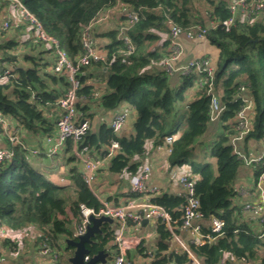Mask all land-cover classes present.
Returning a JSON list of instances; mask_svg holds the SVG:
<instances>
[{"label":"trees","instance_id":"16d2710c","mask_svg":"<svg viewBox=\"0 0 264 264\" xmlns=\"http://www.w3.org/2000/svg\"><path fill=\"white\" fill-rule=\"evenodd\" d=\"M20 1L36 15L49 34L59 39L73 60L83 51L81 35L84 27L100 11L118 4L117 0ZM121 2L124 5L121 8L128 6V9L140 14L139 21L129 30L135 50L127 54L125 45L118 38V26L110 27L99 37L94 27L93 36L99 46L102 37L108 39V43L100 46L108 61L93 62L82 68L78 76V118L91 124L81 146H88L89 153L94 157H104L112 143L117 141L119 149L109 161L108 170L134 175L142 165L136 157L146 152L147 144H162L167 137L173 136L172 161L179 165L188 164L191 175L196 179V194L203 213L202 233L216 236L212 232L213 217L225 222L222 235L205 244L189 242V250L201 264H264V256L259 258L264 250V226L261 225L259 232L255 231L252 223L242 219L244 205L234 201L237 195L234 184L247 161L235 153L231 143L233 121L242 106V99L239 98L242 85L247 87V94L255 104L252 130L242 144V151L248 159V143L264 139V19L253 23L238 21L230 28H211L207 34L208 40L220 50L214 93L225 107L220 118L223 131L210 150L211 157L217 160L216 174L210 162L199 164L191 161L189 156L199 138L208 131L211 94L206 87L198 88L197 98L187 104L178 119L180 110L177 106L186 101L187 93L195 86L196 76L184 75L182 83L173 87L162 63L171 54L169 20L184 29L194 25L205 27V16L211 20L231 16L227 8L229 0ZM14 6L20 12L11 1L0 0V68H13L15 65L8 78L0 81V112L8 120L15 121L21 135L27 131L52 136L62 116L57 102L70 88V83L64 75L53 71L55 57L51 49L38 39L36 28L22 18L21 12L19 17L12 14L11 27L4 28L5 14ZM124 15L122 19H125ZM166 35L168 38L163 39ZM92 66L103 74L101 78L106 92L100 97L96 96L97 86L88 82V68ZM94 100L106 111L121 104L134 108L137 117L132 133L123 135L107 124L94 131L95 115L91 110ZM172 119L174 129L169 130ZM3 137L5 144L14 149V155L0 164V223L13 231L30 224L38 225L49 237V246L61 251L64 244L65 252L73 250L66 240L75 239L73 226L80 214V204L98 209L101 202L82 178L81 164L72 153V139H68L61 149L66 155V162L72 164L68 172L71 183L63 186L55 184L32 167L26 145L12 146L8 138ZM254 174L256 182H259L264 174V164L259 163ZM153 202L163 205L170 212L173 220L177 221L173 227L178 233L182 223L183 198L163 193L156 196ZM68 207L74 219L70 217ZM157 221L158 241L150 264H197L186 250L169 251L173 235L165 222L161 219ZM116 229L113 224H103L102 234L95 236L93 245H87L91 255L101 250L111 253L117 248L114 243ZM42 239L44 236L40 237V241ZM141 251L148 256V249ZM61 262L68 264L63 255Z\"/></svg>","mask_w":264,"mask_h":264},{"label":"built area","instance_id":"2783aa9c","mask_svg":"<svg viewBox=\"0 0 264 264\" xmlns=\"http://www.w3.org/2000/svg\"><path fill=\"white\" fill-rule=\"evenodd\" d=\"M12 5H17L21 12L22 18L33 25L36 28V35L38 39L49 46L52 54L55 57V63L52 66L53 71L57 74L64 75L70 83V88L67 92L59 98L57 105L62 113L61 118L57 123V134L55 137L48 136V141L54 142L52 151L54 153L63 149L66 141L72 139V153L78 159L81 164L80 173L85 180L88 188L93 190V182L96 179L99 169L105 164V162L116 154L119 149V143L113 142L109 148L108 154L104 157H94L89 153L88 146H81L84 137L87 135L91 128L90 121L79 120L78 118V90L80 88L79 74L82 68L89 66L93 62L108 61L106 54L101 51L103 49L99 47V44L93 36L94 27L104 21L110 20L114 11L123 5L121 0H117L116 6L100 11L99 14L86 25L82 31L81 40L83 51L75 59H71L68 52L61 46L59 39L47 32L43 24L39 21L35 14H33L20 0H9ZM124 6V5H123ZM231 16L227 19L216 20L210 19L208 26L194 25L190 28H182L179 24L169 20L170 37H171V54L163 61V68L169 75H173L175 72L180 71L183 75H194L195 87L205 88L207 92L211 94L210 106H209V118L214 122L221 118V115L225 109L224 105L220 102L219 97L214 93V79L216 68L212 65L211 60L208 57H201L190 59L185 64L177 65L179 57L182 54V44L179 42V37L183 33L189 38L203 40L207 38L208 31L211 28H217L222 26L223 28H230L234 26L238 21L253 23L256 20L264 19V0H229L227 5ZM125 19L121 20L118 26V38L123 42L126 47L127 54L133 53L135 46L132 38L129 35V30L139 21L140 14L136 10H128L124 15ZM12 13L11 11L5 14L3 19V25L5 29H9L12 25ZM13 68L8 66L6 68H0V81L8 78ZM239 98L242 99V106L238 110L235 119L233 121L234 135L231 143L233 145L235 153L245 159L247 164L250 163H262L264 164V154L257 156L256 158L248 159L243 153L240 145L244 142L246 136L251 132L254 118V100L247 94V87L242 85L239 89ZM129 109H123L115 114L111 126L115 132H120L129 119ZM18 129V128H17ZM14 128L12 122L5 118L0 112V135L8 138L12 146L17 144H23L20 139L18 130ZM175 139L173 136H169L162 144L157 146L160 149H165L168 154L172 155L174 152ZM38 153V151H36ZM14 155V149L12 147L0 146V164L5 160H10ZM151 166L146 164L141 170L131 176V196L122 204H113L106 200H101V207L98 209L88 207L85 204H80V214L75 224L74 237L84 235L87 232L90 225V217H102L107 216L114 219L119 224L118 230L114 238L116 249L110 253V258L107 262H100L97 264H128L127 249L128 245L125 236V231L130 226L139 229L144 224L145 220L161 219L165 222L171 231L174 239L181 241L177 232L173 227V223L177 222L173 220L170 212L158 203L153 202V199L159 194L160 190L157 186H150L149 180L151 178ZM264 174L257 182V188L262 191L261 180ZM179 182L182 186L180 196L184 202L182 204V217H181V229L191 232L193 235H197L201 238L199 244H205L207 241H212L216 236H220L223 233L225 222L218 218L213 217L211 219L212 232L216 236L212 237L211 234L204 235L202 233V219L203 213L200 211V199L196 194L195 184L196 179L192 175H183L180 177ZM244 212L249 213L252 218L264 226V195L262 193L260 204L245 203L243 207ZM119 222V223H118ZM7 228L0 223V237H6ZM41 236L44 239L41 240L40 255L47 259V264H62V253L55 248L48 245L47 240L49 237L43 232ZM182 246L191 255V259L197 264H201L198 258L186 247L183 243ZM92 255H87L88 261ZM5 257H0V264H4ZM171 264H178L172 262Z\"/></svg>","mask_w":264,"mask_h":264},{"label":"crops","instance_id":"0c3cea01","mask_svg":"<svg viewBox=\"0 0 264 264\" xmlns=\"http://www.w3.org/2000/svg\"><path fill=\"white\" fill-rule=\"evenodd\" d=\"M128 10H130L128 9V6L122 8L119 6L114 11V14L112 15V18L110 20L97 24L96 32H95L97 34V37H99L98 36L99 34H103L104 32H106V30H108L110 27L119 26L121 20H123L122 19L123 15ZM12 14L14 16L19 17L20 12L14 13L12 11ZM205 20L207 21V26H208V24L210 23V17L205 16ZM167 38L168 35H166L165 38L163 39H167ZM205 39L197 40V39L189 38L185 35V33L184 34L182 33L179 37V42L182 44V54L179 57V61L177 65L185 64L190 59L208 57L211 60L212 65L214 63L213 66L216 68L219 61L220 50L218 48V51L215 53L217 55L216 59L214 58L212 59L211 57H209L210 54L207 50L205 51V53L200 52L201 48L198 47H201V44L205 43L206 41ZM100 40H102L100 46L108 43L107 38L102 37ZM204 48L206 49V47ZM170 49H171V43H170ZM101 52L105 54L103 51ZM162 66L160 65V67ZM105 70L106 69H104V71ZM88 74L90 75L88 82L94 83L97 86L96 96L100 97L103 94H105L106 88L101 78V75H103L102 72L97 70L96 66H92L88 68ZM183 76L184 75L180 71H177L173 75H170L172 86L178 87L183 81L184 78ZM197 90L198 88L194 86V88L190 92L191 94H196ZM96 101L94 100L93 103L91 104V110L94 112L95 115V121L93 123L94 131L96 132L99 131V129L103 124L111 125V122L115 114L127 108L129 109L130 112L129 119L125 127L120 132L123 135H129L132 133L133 124L137 117V112L134 108L128 107L126 104H121L113 110L106 111L103 108L99 107V104ZM11 122L12 125L15 127V121L11 120ZM220 127L222 130L221 123H220ZM27 134H24L25 137L27 136ZM53 135H54L53 137H55L56 133H54ZM25 140L26 143L27 141L29 142L30 140V142H32V144L36 146L35 145L36 142L33 140V136L28 135L27 139ZM5 143H6L5 139L1 137L0 145L1 146L4 145L8 147V145H6ZM42 144L45 148L47 147L45 141L43 142V140H42ZM242 144H244V142ZM242 144L240 145V148L243 150ZM34 146L33 148L32 147L31 148L33 150H37L39 153L42 148L34 147ZM247 153L249 154L250 159L256 158L257 156L264 154V139L260 141H250L248 143ZM64 156L66 157V155ZM171 156L172 155L168 154V152L165 149H160L157 145H153L150 142V144H147L146 152L142 156L136 157V160H140L142 163L141 168L146 164H150L152 170H151V178L149 180V185L157 186L159 188L160 192L157 196L163 193L180 195L182 191V186L179 182L180 177L183 175H191V171L188 164L179 165L178 163H174L171 159ZM111 158L112 157H110L105 162V164L99 169L96 179L93 182V186H92L93 190L91 191L99 199V201L106 200L113 204H122L126 200H128V198H130L131 196L130 179L132 175L126 171L123 173H111L108 170V164ZM216 162L217 160L216 158H214V160L211 162L212 167L217 166ZM65 163L67 166L63 164L61 166V170L67 172L68 175L67 177H63L62 176L63 174L61 173H51L49 176V179L55 184L65 186L71 183L68 172L72 164H68L66 161ZM251 164H255V166L258 165V163L255 162L247 165H251ZM244 167L247 168L246 165ZM240 171L234 184L237 190V195L234 197V201L240 205H245V203L248 202L260 204L262 193L264 195V179L261 180V186H262V191H261L257 188L256 178L254 179V183L251 186L248 182L249 180L247 179V171L246 170L241 172ZM181 209H182V205H181ZM67 211L70 217L74 219L70 207H68ZM242 219L246 220L249 223H252V227L255 229V231L259 232L261 230L262 228L261 224L257 222L254 218H252L249 213L244 212V210L242 212ZM150 220L145 222L142 225V227H140L139 229L130 226L127 229V231H125V236H126L125 241L129 246L127 249V258L129 259L128 264H150L153 261L154 254L152 251L156 248V243L158 241V236H157L158 219H152L155 221L154 226L152 228L149 227ZM116 224L117 222L115 221L113 223L114 229L116 227ZM117 225L119 226V224ZM6 228H7L6 231L7 236L0 237V257H5L6 261L4 264H47V259L43 258L40 255V248H41L40 237L41 234L44 232L42 227L35 224H30L26 228L20 230L16 229L15 231L11 230L7 226ZM73 229H75V225L73 226ZM177 234L181 241L179 242L173 237L170 242V250H169L170 252H172L173 250L178 252L185 250V248L182 246V243L186 247H188L189 242L195 241L198 243L201 241V238L199 236L193 235L191 232L183 229H180V231ZM7 238L11 241L8 242ZM62 247L63 250L61 251L59 250V251L62 253L63 257L68 259V253L64 251L65 248L64 244H62ZM141 249H148L147 251L148 256H144Z\"/></svg>","mask_w":264,"mask_h":264},{"label":"rangeland","instance_id":"374dc122","mask_svg":"<svg viewBox=\"0 0 264 264\" xmlns=\"http://www.w3.org/2000/svg\"><path fill=\"white\" fill-rule=\"evenodd\" d=\"M11 8H12L11 11H13L14 13L18 12V9H16L15 6L11 7ZM205 40H206L205 43L201 44V47H198V48H201L200 52L205 53V51L207 50L210 54L209 57H211L212 59L213 58L216 59L217 55L215 53L218 51V47L216 45L212 44L208 40V38ZM204 47H206V49ZM213 65H214V63H213ZM187 94L188 95H187L186 101L178 104V106H177V108L180 110V113L177 117L178 119L181 117V114L184 113V110H185L187 104L190 101L196 99L198 96L197 94H191V92H188ZM173 123H174V121L172 119L170 121L169 126H168L169 130L174 129ZM220 123H221L220 119H218L217 121H214V122L210 121L208 131L203 136H201V138H199V140L196 142V144L194 145V147L190 151L189 156H190L191 161H194L196 163L201 164V163H206V162L211 163L214 160V158L211 157L210 150H211L212 145L214 144V142L218 138V136L222 133ZM14 128L17 129V127H14ZM17 130L19 132V129H17ZM21 132H23V131H21ZM55 133L57 134V128L55 130ZM24 134H27V136L28 135L33 136V140L36 142V144H35L36 146H34L32 144V142H30V140H29V142L32 145L27 141V143L29 144L28 145L26 143V140H25V139H27V136L25 137ZM19 136H20V139L22 140V142H24V144L26 145L25 148L27 149L26 154H27L28 160H29L30 164L32 165V167L36 171L41 172L42 174H44L48 177L50 176L51 173H61V174H63L62 175L63 177L68 176L66 171L61 170V166L63 164L66 165V163H65L66 157L64 156V153L61 150H60L61 152L59 151V153L58 152L54 153V151H52V147L54 145V142L48 141L47 135H44L43 133L32 134L30 132L24 131L22 136L20 133H19ZM52 136H54V135H52ZM0 137L4 138L3 136H0ZM42 140H43V142L45 141V143L47 145L46 148L43 146ZM148 144H150V142ZM33 146L39 147L42 149L39 153H36L37 150H33L32 149ZM246 166H247V168L243 167L241 169V171H245V170L247 171V179L249 180L248 181L249 184L252 186L254 183V179H255L254 173H255L257 166H255V164L246 165ZM217 170H218L217 166H213L214 173L217 174ZM154 223H155V221L151 219L149 227L152 228L154 226ZM115 228H117L116 229V231H117L118 230L117 225ZM263 256H264V250L260 253L259 258H262Z\"/></svg>","mask_w":264,"mask_h":264},{"label":"water","instance_id":"95a60500","mask_svg":"<svg viewBox=\"0 0 264 264\" xmlns=\"http://www.w3.org/2000/svg\"><path fill=\"white\" fill-rule=\"evenodd\" d=\"M90 225L87 232L78 237L77 239H67L66 243L72 246L74 249L71 254H68V264H97L107 262L110 258V253L105 250H101L98 253L91 256L87 261L86 256L91 255L90 248L87 245H93L94 238L97 234H102V226L104 223H114V219L107 216L102 217H90ZM147 222V220H145ZM144 222V223H145Z\"/></svg>","mask_w":264,"mask_h":264},{"label":"flooded vegetation","instance_id":"af4514ba","mask_svg":"<svg viewBox=\"0 0 264 264\" xmlns=\"http://www.w3.org/2000/svg\"><path fill=\"white\" fill-rule=\"evenodd\" d=\"M72 251H73L72 249H69V251H68L67 253H68V254H71V253H72Z\"/></svg>","mask_w":264,"mask_h":264}]
</instances>
